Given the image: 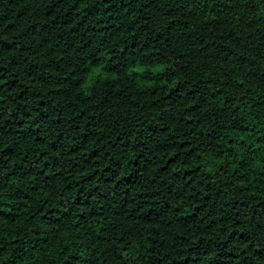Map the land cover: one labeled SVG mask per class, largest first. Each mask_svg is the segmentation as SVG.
Segmentation results:
<instances>
[{"label":"trees","instance_id":"trees-1","mask_svg":"<svg viewBox=\"0 0 264 264\" xmlns=\"http://www.w3.org/2000/svg\"><path fill=\"white\" fill-rule=\"evenodd\" d=\"M0 264H264V0H0Z\"/></svg>","mask_w":264,"mask_h":264},{"label":"rangeland","instance_id":"rangeland-1","mask_svg":"<svg viewBox=\"0 0 264 264\" xmlns=\"http://www.w3.org/2000/svg\"><path fill=\"white\" fill-rule=\"evenodd\" d=\"M146 69L151 70L152 72H157L160 69V67L159 66H154V65L145 67L144 65H142L140 67L135 68V70L138 71L139 73H142ZM142 79L146 80L147 78L146 77H142Z\"/></svg>","mask_w":264,"mask_h":264}]
</instances>
